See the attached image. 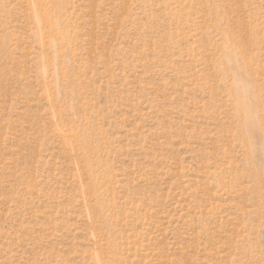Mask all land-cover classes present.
<instances>
[{
  "label": "rangeland",
  "instance_id": "374dc122",
  "mask_svg": "<svg viewBox=\"0 0 264 264\" xmlns=\"http://www.w3.org/2000/svg\"><path fill=\"white\" fill-rule=\"evenodd\" d=\"M0 264H264V0H0Z\"/></svg>",
  "mask_w": 264,
  "mask_h": 264
},
{
  "label": "clouds",
  "instance_id": "9594fccd",
  "mask_svg": "<svg viewBox=\"0 0 264 264\" xmlns=\"http://www.w3.org/2000/svg\"><path fill=\"white\" fill-rule=\"evenodd\" d=\"M233 86L238 93L237 107L241 111L243 117V123L247 127L254 122L253 113L248 108L250 86L244 80L241 79H234ZM251 150L254 154L256 151V146L251 145Z\"/></svg>",
  "mask_w": 264,
  "mask_h": 264
},
{
  "label": "bare ground",
  "instance_id": "6f19581e",
  "mask_svg": "<svg viewBox=\"0 0 264 264\" xmlns=\"http://www.w3.org/2000/svg\"><path fill=\"white\" fill-rule=\"evenodd\" d=\"M249 108V107H248ZM249 110L251 111V109L249 108ZM252 112V111H251Z\"/></svg>",
  "mask_w": 264,
  "mask_h": 264
}]
</instances>
